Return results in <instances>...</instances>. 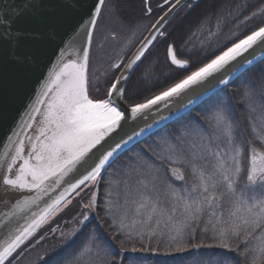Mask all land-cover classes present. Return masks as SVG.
I'll use <instances>...</instances> for the list:
<instances>
[{
    "label": "snow or ice",
    "instance_id": "6c2138e0",
    "mask_svg": "<svg viewBox=\"0 0 264 264\" xmlns=\"http://www.w3.org/2000/svg\"><path fill=\"white\" fill-rule=\"evenodd\" d=\"M181 6L182 0H157L154 17L151 0H142L143 17H154L152 22L128 26L121 20L122 31L111 30L106 38L123 35L125 49L92 74L93 37L109 4L81 5L80 30L62 41L23 128L15 139L7 137L0 154V185L5 195L16 194L14 202L0 201L6 207L0 211V264H19L45 239L41 235L32 243L41 227L75 197H80L79 212L65 221L75 227L60 231V240L69 243L90 221L95 225L70 256L61 257L53 247L39 257L42 264H123L120 253L113 254L112 241H119L123 252L135 238L143 248L146 235H167L176 252L224 250L194 264H233L229 253L246 264H264V0L213 4L178 48L175 41L167 42L166 24ZM184 6L194 7L190 0ZM47 8L45 0L0 8V59L15 65L29 60L19 51L24 41L47 33L20 25L47 23ZM109 16H117L115 3ZM225 29L229 34L214 43ZM198 33L207 43L201 41V54L193 58L186 46ZM158 40L167 42L173 71L166 74H159L157 62L148 58ZM185 51L190 54L180 58ZM101 81L103 95H92ZM233 97L245 114L243 128ZM184 115L191 119L146 142L155 128ZM137 144L144 146L132 152ZM165 163L170 166L165 171L180 181L187 170L191 183L181 189L165 183L160 175ZM198 232L211 233L214 243L192 244Z\"/></svg>",
    "mask_w": 264,
    "mask_h": 264
},
{
    "label": "trees",
    "instance_id": "16d2710c",
    "mask_svg": "<svg viewBox=\"0 0 264 264\" xmlns=\"http://www.w3.org/2000/svg\"><path fill=\"white\" fill-rule=\"evenodd\" d=\"M233 0H197L193 5L194 7L190 10L186 11L179 19L175 20L173 23H170L168 27V31L171 32L169 39L167 42L175 41L178 48L184 45L185 41L188 39L192 31H195L197 28L202 16L207 11L209 14L212 11V5L224 4L228 5L232 3ZM236 3H242V0H235ZM250 5L257 4L259 0H247ZM198 6H195L197 5ZM252 9H245V13H249ZM259 21H255L258 23ZM229 34L228 29H225V32L217 38L214 43L222 42L226 35ZM205 41L207 43L204 36L197 34L196 37L192 38L191 42L186 46L187 48L192 50L193 58L200 56V48L199 45L201 41ZM160 42L159 40L153 45L148 53L149 60L157 62V72L159 74H166L170 71H173L166 59V43ZM190 53L185 51L180 55V58H186ZM164 80V75H161V81ZM146 87H152V85H147ZM103 95V94H102ZM145 95H150L147 91ZM233 106L236 111L237 118L241 121V126L243 128V120H244V112L242 111L241 106L237 103V98L233 97L232 100ZM188 119H191L190 116L184 115L183 120L178 122L177 119H174L167 123V126H163L156 131H154L155 135L149 136V138H145L146 142H151V139H156L158 136H164L168 133L173 132L175 129L181 126V123L186 122ZM144 145L137 144L132 147V152L139 151L141 147ZM131 153H128L130 155ZM126 157H121V159H125ZM119 163V162H118ZM115 167V166H114ZM170 166L166 163L160 169V175L162 180L165 183H172L175 188L181 189L183 188L185 182L191 183V177L187 170L185 171V181H180L172 177L165 169ZM111 173V169L109 170ZM104 189L101 188V195H103ZM69 219L58 220L54 223H47L45 226H42L38 231L37 235L33 238L32 243H35V240H38L41 235L45 236V239L37 244L34 248H29L28 251L24 254L22 260L19 261V264H25L26 261L35 257L38 253L43 255L44 252L50 251L53 247L57 249L61 257L70 256L85 240L86 234L91 228L95 225V220L89 222L88 227L84 229L82 233L77 235L73 240L69 243L64 244L60 240V236L51 235V229L54 225L65 226V221ZM63 229V228H61ZM211 233L203 234L198 232L196 235V239L192 241V244H202V245H211L214 241L210 238ZM128 249L127 251H120V242L112 241L113 254L119 252L120 255L118 257L119 260H122L123 264H194L196 259H206L209 256L216 258V254L220 253L224 250L214 248V247H201L200 249H196L194 247H189L186 251L176 252L174 250V245L171 244L170 239L167 235H159L149 238L147 235L143 239V248L141 247V242L139 238H135L131 243L125 245ZM135 247L137 251L133 252L131 249ZM170 253V254H165ZM42 255V256H43ZM230 256H233L235 259H239L241 264H246L243 261V258L237 256L235 253H229ZM235 259L233 260V264H235ZM34 264H42V261L38 260Z\"/></svg>",
    "mask_w": 264,
    "mask_h": 264
},
{
    "label": "water",
    "instance_id": "95a60500",
    "mask_svg": "<svg viewBox=\"0 0 264 264\" xmlns=\"http://www.w3.org/2000/svg\"><path fill=\"white\" fill-rule=\"evenodd\" d=\"M192 1L195 0H190ZM94 2L95 0H45L48 5L44 13L47 23L41 25L36 21H28L20 25L27 31L45 32L47 35L41 40L24 41L19 51L28 56L29 60L23 65L12 64L6 58L0 59V154L3 152V145L7 143V137L13 136L15 139L14 133L23 128L49 69L58 59L62 41H66L74 29L80 30L81 5L90 7ZM186 2L187 0H182V6L169 15L167 24ZM18 3L20 0H0V8ZM83 22H87L86 17ZM135 50L136 48L133 52ZM163 126L155 128L153 132ZM28 134L31 132L28 131ZM15 196L12 192L5 195L4 188L0 185V201L8 199L14 202ZM4 210L5 205L0 203V211Z\"/></svg>",
    "mask_w": 264,
    "mask_h": 264
},
{
    "label": "rangeland",
    "instance_id": "374dc122",
    "mask_svg": "<svg viewBox=\"0 0 264 264\" xmlns=\"http://www.w3.org/2000/svg\"><path fill=\"white\" fill-rule=\"evenodd\" d=\"M104 24L105 23L101 24L100 29L97 31V35L94 40L95 44H94V47L91 53V67H90V73L92 74L102 72L105 68H107L109 61L115 58L117 54L121 52L123 48L122 47L123 43L125 42V40L123 39L112 40V39L106 38L109 35L107 32L110 31V28L106 29ZM113 27L118 28L120 26L119 24L118 26L114 24ZM123 49H125V47ZM103 91H104L103 81H101V88L99 92H96L95 88L91 90L92 95L94 96H97V95L102 96ZM82 194L83 193H81V195ZM79 200H80V197H75L73 199L72 204L68 208L64 209L62 212L55 215L54 217H51L48 223L50 222L54 223L58 220L67 219V218L69 219L68 221H71L73 216H76L79 212V207H78ZM61 227L63 229L59 228V230H57L55 234L56 236H60V231H64L66 233L69 232L73 227H75V225L72 223H68L67 225L65 224L64 227L63 226ZM53 228H57L56 225H54ZM42 255L43 253L42 254L38 253L35 257L26 261L25 264H34L36 261L39 260V257Z\"/></svg>",
    "mask_w": 264,
    "mask_h": 264
},
{
    "label": "flooded vegetation",
    "instance_id": "af4514ba",
    "mask_svg": "<svg viewBox=\"0 0 264 264\" xmlns=\"http://www.w3.org/2000/svg\"><path fill=\"white\" fill-rule=\"evenodd\" d=\"M197 0L191 2L192 4H194ZM162 2V0H161ZM107 3L109 4V9H105L104 12V17L103 19L100 21V24L95 32V37L97 35V31L100 29V26L102 23H105V28L108 29L110 28L111 30H115L117 33H120L122 31L121 28V23L120 21L122 20L126 25L128 26H135L137 24H149L150 22H152V19L156 16L157 11L155 9V5L157 3V0H151L153 9H154V17L153 18H144L143 14L141 12V8H142V0H107ZM115 3L116 5V9H117V16L116 17H111L109 16V10L111 8V5ZM190 10L188 7L184 6L183 8H181L174 16L173 18L169 21V23L166 25L167 30L168 27L170 26V23H173L175 20L179 19L186 11ZM159 15H162L163 12H159ZM118 17V18H117ZM114 24H116L120 27L118 28H114ZM109 31V32H110ZM109 32H107L109 34ZM106 33V34H107ZM147 32L145 31L143 33V35H145ZM105 34V33H104ZM107 34V35H108ZM95 37L93 39V43H92V49L94 47V40ZM117 39H124L123 35H119ZM127 45V41L125 40V42L123 43V48L126 47ZM138 45V44H137ZM136 45V46H137ZM153 47V46H152ZM151 47V48H152ZM122 48V49H123ZM135 47L131 48V52L134 50ZM129 52L128 55L131 53Z\"/></svg>",
    "mask_w": 264,
    "mask_h": 264
}]
</instances>
